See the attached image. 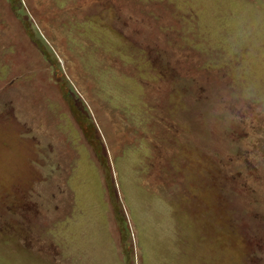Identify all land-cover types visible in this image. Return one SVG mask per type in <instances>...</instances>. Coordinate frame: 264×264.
Instances as JSON below:
<instances>
[{
  "label": "rangeland",
  "instance_id": "374dc122",
  "mask_svg": "<svg viewBox=\"0 0 264 264\" xmlns=\"http://www.w3.org/2000/svg\"><path fill=\"white\" fill-rule=\"evenodd\" d=\"M0 264H264V0H0Z\"/></svg>",
  "mask_w": 264,
  "mask_h": 264
}]
</instances>
